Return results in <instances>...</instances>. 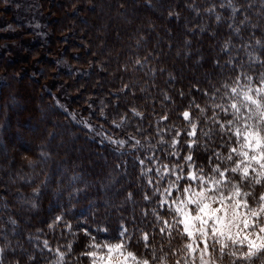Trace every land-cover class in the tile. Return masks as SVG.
Here are the masks:
<instances>
[{"label": "trees", "instance_id": "trees-1", "mask_svg": "<svg viewBox=\"0 0 264 264\" xmlns=\"http://www.w3.org/2000/svg\"><path fill=\"white\" fill-rule=\"evenodd\" d=\"M241 73L254 85L264 73V0H0V264H56L57 249L91 264L89 244L116 242L122 225L138 255L152 252L142 232L157 257L183 247L159 234L154 213L169 212L146 168L174 161L177 129L191 139L193 103L207 109H191L197 137L212 127L225 152L205 118L243 103L224 87ZM208 155L194 159L207 168Z\"/></svg>", "mask_w": 264, "mask_h": 264}, {"label": "snow or ice", "instance_id": "snow-or-ice-1", "mask_svg": "<svg viewBox=\"0 0 264 264\" xmlns=\"http://www.w3.org/2000/svg\"><path fill=\"white\" fill-rule=\"evenodd\" d=\"M240 75L246 84L239 83L238 75L233 86L224 87L233 100L240 97L243 103L232 102L227 107L216 103L212 114L205 118L206 122L219 125L218 131L223 134L220 147L227 145L225 152L213 146L212 127L208 131L201 130L203 138L197 137L200 125L191 109H198L200 114L207 109L193 103L189 110L182 112L190 125L185 135L191 139L181 141V131L177 129L167 142L171 149L167 155L174 157V161L164 163L157 155L160 167L146 168V172L154 171V176L148 180L149 186L154 188L153 195L161 197L158 203L162 209L167 206L169 212V218L160 212L154 213L160 224L159 234L172 237L175 232L186 237L183 247L157 257L150 234L142 232L140 239L152 252L150 257L138 255L129 247V230L122 225L121 238L116 242L89 244L92 251L82 255L88 256L91 264H153L154 261L168 264L169 255L176 257L174 264H223L225 257L230 258V264H264V73L257 77L255 85L252 76ZM212 99L215 101L216 97ZM132 111L137 116L142 115L135 109ZM221 113L229 118L223 119ZM167 119V115L161 117V120ZM111 142L125 144L123 140ZM160 142L165 143L163 138ZM135 144L139 145L140 141L136 140ZM201 150L209 153L207 168L194 159V152ZM146 159L151 161L152 157ZM139 163L145 166V159H139ZM144 199L149 200L151 196L145 194ZM61 219L57 217L55 223H60ZM66 227L71 226L66 224ZM56 254V264H64L66 253L57 249Z\"/></svg>", "mask_w": 264, "mask_h": 264}, {"label": "rangeland", "instance_id": "rangeland-1", "mask_svg": "<svg viewBox=\"0 0 264 264\" xmlns=\"http://www.w3.org/2000/svg\"><path fill=\"white\" fill-rule=\"evenodd\" d=\"M225 261H230V258L225 257V259L223 260V264H226Z\"/></svg>", "mask_w": 264, "mask_h": 264}]
</instances>
